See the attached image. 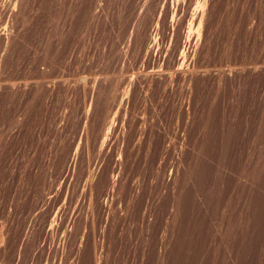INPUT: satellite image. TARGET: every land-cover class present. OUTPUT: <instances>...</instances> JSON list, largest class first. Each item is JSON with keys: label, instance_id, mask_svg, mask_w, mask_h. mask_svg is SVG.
I'll return each instance as SVG.
<instances>
[{"label": "rangeland", "instance_id": "374dc122", "mask_svg": "<svg viewBox=\"0 0 264 264\" xmlns=\"http://www.w3.org/2000/svg\"><path fill=\"white\" fill-rule=\"evenodd\" d=\"M0 264H264V0H0Z\"/></svg>", "mask_w": 264, "mask_h": 264}]
</instances>
